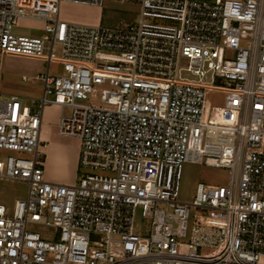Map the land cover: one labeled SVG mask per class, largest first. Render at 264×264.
Returning <instances> with one entry per match:
<instances>
[{
	"label": "built area",
	"instance_id": "obj_1",
	"mask_svg": "<svg viewBox=\"0 0 264 264\" xmlns=\"http://www.w3.org/2000/svg\"><path fill=\"white\" fill-rule=\"evenodd\" d=\"M103 1L0 0V71L3 55L47 63L30 104L0 89V149L31 155L0 156V179L28 185L11 214L0 204V264H264V0H119L138 3L137 20L59 19L61 2ZM19 19L44 25L16 34ZM56 58L63 74L50 75ZM212 90L225 91L221 106L206 101ZM48 104L67 110L57 129L79 140L78 165L103 173L44 178ZM186 161L227 169V185L197 183L179 200ZM190 208L200 214L181 242Z\"/></svg>",
	"mask_w": 264,
	"mask_h": 264
},
{
	"label": "rangeland",
	"instance_id": "obj_2",
	"mask_svg": "<svg viewBox=\"0 0 264 264\" xmlns=\"http://www.w3.org/2000/svg\"><path fill=\"white\" fill-rule=\"evenodd\" d=\"M139 5L138 3L131 1H119V0H104L101 6H87L79 5L68 2H61L59 6V19L62 21H76L80 23H89L103 26H125L129 21H135L138 18ZM44 22H38L29 19H19L13 27V32L16 34L33 35L39 34V30L43 27ZM55 55L59 56V48H55ZM2 68L0 71V89L3 94H18L25 102L30 104L31 99H38L42 94V81L37 79L36 76L43 74L46 68V61L42 58H29L23 56H2ZM48 73L50 75L63 74L62 64L59 58L53 59L49 63ZM22 76H26L27 79H22ZM94 98L98 96L101 86H95ZM225 91L212 90L208 91L206 95V101L210 105L221 106L223 104ZM49 98L52 96L49 95ZM44 106V114L48 109ZM64 111H67L64 109ZM59 111L56 112L58 117ZM52 119V118H51ZM45 130H48L55 138L57 136L56 128L53 125H49ZM45 132L44 135L39 136L40 144L46 142L45 135L49 132ZM62 141H67L70 144L77 143L79 140H75L71 137H59ZM13 155L22 158L31 157L30 154L3 150L0 149V156ZM39 161L43 169V172L53 171L58 177L57 181L63 180L72 181L76 183L84 173L96 172L91 169H83L77 165L76 170L70 167L68 164L59 163L53 169L45 164V156L43 155L42 148L39 146ZM96 173H103L98 171ZM229 180V172L227 169L207 167L202 163H193L186 161L182 164L180 180H179V200L190 201L195 193V187L197 183H203L205 185H227ZM28 185L26 182L0 179V203L5 204L7 207H11L15 199H24L27 194ZM7 215L11 214V210L6 209ZM200 214V211L194 208H190L189 217L187 219V235L185 238L179 239L181 242L189 241V231L193 221V215ZM149 219H143L137 214L134 218V229L139 235H147V226ZM28 230L38 231L42 238H49L54 233V228L45 225L28 224ZM207 249H203V252H207Z\"/></svg>",
	"mask_w": 264,
	"mask_h": 264
},
{
	"label": "crops",
	"instance_id": "obj_3",
	"mask_svg": "<svg viewBox=\"0 0 264 264\" xmlns=\"http://www.w3.org/2000/svg\"><path fill=\"white\" fill-rule=\"evenodd\" d=\"M39 33H40V30H39ZM46 107L48 109L46 110L45 114L43 112L44 108L42 110V118H41L42 123H41V128H40V135L41 134L44 135V133L48 131V130H45L47 126L54 125L56 128L57 136L66 137V138L71 137L75 140H78L75 137L65 136L58 132L57 122H58L60 113L64 112V109H61L59 106L55 104H48ZM58 111H59V114H58V117H56V112ZM45 137L47 141L40 144L43 155L45 156V164L47 163L48 166L50 165V167H52L53 169H57V167H55L56 165H58L59 163H64V164H68L70 167H73L76 170V167L78 165L79 144L77 143L70 144L67 141H62L61 139H59V137L55 138L53 135H51L50 132L48 135H45ZM43 174H44V178L51 182L65 183V184L73 183L72 181H67V180L66 181L63 180L62 182L57 181L58 176L53 171L51 172L44 171ZM0 204H2L5 208H8V210H12L13 208V204L11 207H7L3 203H0Z\"/></svg>",
	"mask_w": 264,
	"mask_h": 264
}]
</instances>
